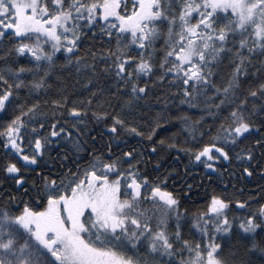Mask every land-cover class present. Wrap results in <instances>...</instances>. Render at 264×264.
<instances>
[{"label": "snow or ice", "instance_id": "1", "mask_svg": "<svg viewBox=\"0 0 264 264\" xmlns=\"http://www.w3.org/2000/svg\"><path fill=\"white\" fill-rule=\"evenodd\" d=\"M0 264H264V0H0Z\"/></svg>", "mask_w": 264, "mask_h": 264}]
</instances>
